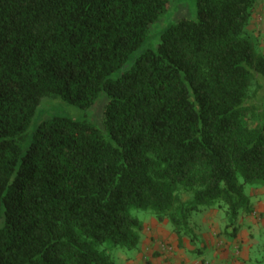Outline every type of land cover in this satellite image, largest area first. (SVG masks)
Masks as SVG:
<instances>
[{"label":"trees","instance_id":"obj_1","mask_svg":"<svg viewBox=\"0 0 264 264\" xmlns=\"http://www.w3.org/2000/svg\"><path fill=\"white\" fill-rule=\"evenodd\" d=\"M170 0H0V264H116L145 222L183 242L190 217L229 225L264 187V54L247 33L256 0H197L196 17L151 26ZM153 40V39H152ZM102 121L54 115L44 97ZM235 228V227H234ZM236 230V229H235Z\"/></svg>","mask_w":264,"mask_h":264},{"label":"rangeland","instance_id":"obj_2","mask_svg":"<svg viewBox=\"0 0 264 264\" xmlns=\"http://www.w3.org/2000/svg\"><path fill=\"white\" fill-rule=\"evenodd\" d=\"M196 2L197 0H170L166 13L151 26L153 40H147L140 50L147 47L155 48L161 31L180 17L195 18ZM247 33L255 42L257 50L264 54V0H256ZM105 101L106 98L101 96L91 110H84L58 97H44L32 126H35L40 120L51 118L54 115L81 118L89 114L101 123ZM246 193L254 203L253 213L249 215L240 213L234 225L228 224L225 208L219 206L217 202L192 212L190 221L196 238L190 240V237L185 236L186 242L184 243L179 241L178 235L176 236L177 241L187 254L189 264H264V187L247 184ZM131 211L133 215L138 216L144 222L148 219L150 222L157 219L148 209L132 208ZM169 226L173 230L170 222ZM144 231V229L141 231V235ZM173 243L174 241L171 240L162 241V245L169 250L175 247ZM141 244L140 242L137 247L130 249L115 248L113 254L116 264H126L128 256L136 257ZM202 245V253L195 251ZM230 246L239 254L235 256V259L233 258L232 262L228 263L227 258L231 256L230 252L232 251Z\"/></svg>","mask_w":264,"mask_h":264},{"label":"crops","instance_id":"obj_3","mask_svg":"<svg viewBox=\"0 0 264 264\" xmlns=\"http://www.w3.org/2000/svg\"><path fill=\"white\" fill-rule=\"evenodd\" d=\"M252 213L253 211L249 214ZM148 220L145 222V231L141 236L140 242L142 244L140 251L136 257L128 256L126 264H189L187 254L177 241V234L170 228L169 222L167 220L158 221L157 219H153L151 222ZM164 240L174 241L173 245L175 247L170 250L165 248L162 245V241ZM183 242H186L185 238ZM231 249V256L227 258L228 263L232 262L233 258L235 259V256L239 254L235 252L233 247ZM195 251L202 253L203 245Z\"/></svg>","mask_w":264,"mask_h":264},{"label":"built area","instance_id":"obj_4","mask_svg":"<svg viewBox=\"0 0 264 264\" xmlns=\"http://www.w3.org/2000/svg\"><path fill=\"white\" fill-rule=\"evenodd\" d=\"M164 245H166V244H164Z\"/></svg>","mask_w":264,"mask_h":264}]
</instances>
